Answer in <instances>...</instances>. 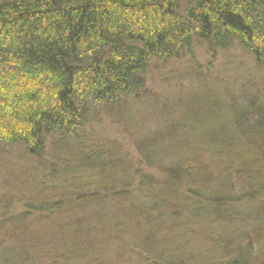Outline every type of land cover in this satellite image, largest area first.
<instances>
[{
  "label": "trees",
  "instance_id": "1",
  "mask_svg": "<svg viewBox=\"0 0 264 264\" xmlns=\"http://www.w3.org/2000/svg\"><path fill=\"white\" fill-rule=\"evenodd\" d=\"M195 41L208 43L212 50L235 44L264 67V0L0 2V146L18 144L36 156L54 136L64 142L63 137L84 135L100 112L128 121L131 104L143 98L155 102L146 91L150 65L179 58ZM163 104L162 126L134 143L149 168L154 163L166 172L164 182H144L147 176L133 172L113 146L88 144L82 138L86 154L81 156L79 179L51 186L59 188L54 197L35 189L38 197L23 200L26 210L20 212L0 203V264H103L106 260L100 257L108 242H124V223H158L153 220L160 209L153 205L184 208L198 218L195 225L203 223L205 232L215 219L228 224L224 213L251 230V236L264 234V120L260 134L249 130L248 139L244 134L260 112L246 110L240 122L229 120L235 134L216 137L194 135L178 105L172 109ZM205 109L215 115L214 102ZM195 146L203 156L199 166L194 165ZM215 160L226 162L229 176L215 180ZM70 169L68 165L62 171H77ZM137 174L141 182L134 187ZM237 185L240 198H234ZM253 207L259 212L245 218L249 210L245 214L244 209ZM226 224L231 231L232 224ZM229 234L224 242L230 245ZM251 242L235 241V250L229 247L233 257L227 252L230 260L219 264H264V247L254 253ZM144 245L148 250V241ZM170 250L168 260L155 264L182 262Z\"/></svg>",
  "mask_w": 264,
  "mask_h": 264
},
{
  "label": "rangeland",
  "instance_id": "2",
  "mask_svg": "<svg viewBox=\"0 0 264 264\" xmlns=\"http://www.w3.org/2000/svg\"><path fill=\"white\" fill-rule=\"evenodd\" d=\"M2 1L4 0H0ZM146 75V91L151 94L150 96H155L153 97L155 102L143 98L140 102L131 104L128 121H116L108 116V113L100 112L97 120L88 125L84 135L63 137L64 142L54 136L53 143H48L44 151L36 156L27 154L25 148L18 144L0 146V203L9 206L7 208H12V211L20 212L24 209L23 200L29 202L31 198L38 197L35 189H40L45 196L50 193V196L54 197L59 188H51V186H57L67 180L71 181L72 178L79 179L80 176L77 177V174L80 170L81 156L86 154L84 140L92 145L98 143L113 146L115 151L118 150L121 154L123 162L130 167L133 166V172L147 176L144 182L146 180L154 183L164 182L166 172L154 163V167L149 168L134 143L135 139L162 126L166 117L161 111L165 108L163 103L172 109L173 106L178 105V114L184 115L189 120L187 130L195 133L194 135L212 133L216 137L229 131L235 134L229 120L233 121L235 118L240 122L246 110L253 114L259 111L260 118L256 120L253 128H248L244 134L247 139L251 137L250 131H255L256 135L260 134L262 125L260 119L264 120V67L257 64L252 55L244 52L237 45L231 44L225 49L212 50L208 43L195 41L190 50L181 54L179 58L152 63ZM212 102L215 103V115L212 114V110H208L211 114L208 116L206 114L209 112L205 108L210 107ZM193 112H196L194 118L191 117ZM200 118L204 120L202 124L198 122ZM193 119L195 121H192ZM237 124L238 127L240 124ZM261 148L264 150V144ZM200 153L201 150L196 147L193 155L195 166L202 164L203 156ZM225 163L215 160V169H213L215 180L223 178L224 175L229 176L230 170L225 169ZM68 165L72 170L76 167L77 171L74 174L63 172V168ZM235 169L237 166L232 167V173ZM85 175L83 174L84 177ZM136 176L134 187L141 182L138 174ZM65 189L66 187L61 188V190ZM236 189L234 198H240L241 191L238 185ZM164 203L165 201L161 200V205ZM172 205L175 207L152 206L153 209H160L155 213L159 214L158 218L153 220H158L155 225L144 221L140 226L124 223L121 227L124 232V242L117 244L107 241V249L100 257L101 260H106L103 264H155L156 260H168L169 253H166L172 251L170 249H174L177 253L172 255L175 260H182L176 264H190L189 260L194 264H219L221 260H230L229 258L233 257L230 248L234 249L235 241L244 244L245 240L251 239V250L254 253L260 252L259 247H264L263 231H259V235L251 236V230L241 226L236 218H229L223 213L222 218L228 223L225 224H232V230L227 232L229 228L225 229V224L222 225L218 219H215L216 224L205 232V228L201 226L203 223L194 224L197 217L185 212L184 208L181 209L176 204ZM243 206L239 204L240 211ZM253 208L244 209V213L249 210V215H245V218H251L248 216L259 212L257 207ZM151 215L154 216L153 213ZM206 223L213 222L206 221ZM217 225L218 227L215 228ZM228 233L232 235L230 245L224 242ZM144 241H148V250ZM132 245L141 247L148 256ZM243 247L247 248V245ZM227 252L231 254L229 258L226 256ZM160 253L161 257H159Z\"/></svg>",
  "mask_w": 264,
  "mask_h": 264
}]
</instances>
